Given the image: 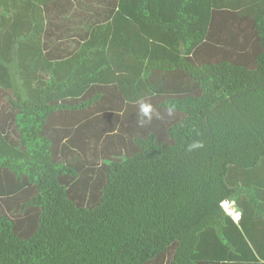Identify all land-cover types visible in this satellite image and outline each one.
<instances>
[{"label": "trees", "instance_id": "obj_1", "mask_svg": "<svg viewBox=\"0 0 264 264\" xmlns=\"http://www.w3.org/2000/svg\"><path fill=\"white\" fill-rule=\"evenodd\" d=\"M0 264H264V0H0Z\"/></svg>", "mask_w": 264, "mask_h": 264}, {"label": "clouds", "instance_id": "obj_2", "mask_svg": "<svg viewBox=\"0 0 264 264\" xmlns=\"http://www.w3.org/2000/svg\"><path fill=\"white\" fill-rule=\"evenodd\" d=\"M175 111L174 106H169L167 108V114L169 116H172L173 113ZM138 117L140 118L138 120V123L143 126L146 123H150L153 118H161L160 117V113L158 111L155 110V108L153 107V105L151 103L145 102V101H141L139 103V107H138ZM202 147V144L195 142L192 143L188 146V150L191 151L195 148H199ZM224 207L228 210V213L231 214L232 216H236L237 213H235V211L231 208V206L229 205V207L225 206ZM239 217V216H238Z\"/></svg>", "mask_w": 264, "mask_h": 264}, {"label": "built area", "instance_id": "obj_3", "mask_svg": "<svg viewBox=\"0 0 264 264\" xmlns=\"http://www.w3.org/2000/svg\"><path fill=\"white\" fill-rule=\"evenodd\" d=\"M224 205L227 206V207H229L230 204L229 203H225Z\"/></svg>", "mask_w": 264, "mask_h": 264}, {"label": "crops", "instance_id": "obj_4", "mask_svg": "<svg viewBox=\"0 0 264 264\" xmlns=\"http://www.w3.org/2000/svg\"><path fill=\"white\" fill-rule=\"evenodd\" d=\"M47 47H49V45H48ZM56 48H57V47H56Z\"/></svg>", "mask_w": 264, "mask_h": 264}]
</instances>
